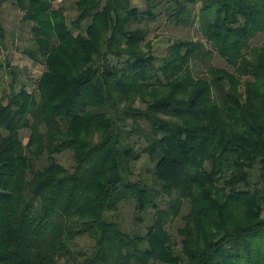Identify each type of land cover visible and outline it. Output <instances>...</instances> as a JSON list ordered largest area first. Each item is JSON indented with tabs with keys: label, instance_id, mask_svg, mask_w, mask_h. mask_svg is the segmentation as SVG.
I'll return each instance as SVG.
<instances>
[{
	"label": "trees",
	"instance_id": "obj_1",
	"mask_svg": "<svg viewBox=\"0 0 264 264\" xmlns=\"http://www.w3.org/2000/svg\"><path fill=\"white\" fill-rule=\"evenodd\" d=\"M9 1L0 264H264V0H13L29 83L3 59ZM164 20L203 39L159 56Z\"/></svg>",
	"mask_w": 264,
	"mask_h": 264
},
{
	"label": "rangeland",
	"instance_id": "obj_2",
	"mask_svg": "<svg viewBox=\"0 0 264 264\" xmlns=\"http://www.w3.org/2000/svg\"><path fill=\"white\" fill-rule=\"evenodd\" d=\"M75 0H57L55 4L59 6L60 4H65L68 8V15L72 17L75 15L76 11L72 8V3ZM136 3H140V0H135ZM199 5L197 6V8ZM4 23L7 28V48L5 49V54L3 59L6 58V55L9 56L12 64L17 66L18 75L21 81L29 83L30 80L34 81L42 74L44 68L42 65L35 66L33 60L28 55L24 54V48L31 43V28L26 25L22 20V12L16 7L13 0L7 2L4 5ZM151 38L154 39L155 51L159 56H163L166 53V47L169 44L172 38H194V39H203L202 31L200 29L199 23L193 27H177L175 25L167 24L164 22L156 23L153 25V32ZM264 41V35L261 34L254 41L253 44L258 45ZM215 63L221 66H226V63L221 61L218 57L215 59ZM2 75V74H1ZM4 79L6 84L12 80L10 73H5ZM21 85L18 86L20 88ZM30 89L32 90L35 85L30 84ZM29 129H24L22 131L23 137H25V142L28 141L30 135ZM59 159L67 166H71L73 159L71 158V152H65L58 156ZM147 157L143 159V162L146 163ZM142 163V162H141ZM125 210V219L127 226L133 228L136 221L134 220L135 211L129 205L124 206ZM152 212L146 216V220L143 224L144 229L152 221ZM177 225L182 224L180 220H177ZM176 237V236H175ZM81 242L85 245L87 244V239H82Z\"/></svg>",
	"mask_w": 264,
	"mask_h": 264
}]
</instances>
